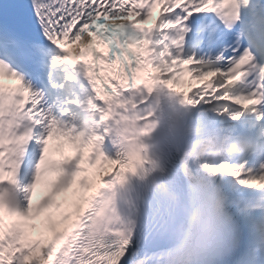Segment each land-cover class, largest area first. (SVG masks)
I'll list each match as a JSON object with an SVG mask.
<instances>
[{
    "label": "snow or ice",
    "instance_id": "snow-or-ice-1",
    "mask_svg": "<svg viewBox=\"0 0 264 264\" xmlns=\"http://www.w3.org/2000/svg\"><path fill=\"white\" fill-rule=\"evenodd\" d=\"M5 75L0 264H264V0H29ZM54 168L84 178L35 234Z\"/></svg>",
    "mask_w": 264,
    "mask_h": 264
},
{
    "label": "rangeland",
    "instance_id": "rangeland-1",
    "mask_svg": "<svg viewBox=\"0 0 264 264\" xmlns=\"http://www.w3.org/2000/svg\"><path fill=\"white\" fill-rule=\"evenodd\" d=\"M199 86V85H197ZM58 155L61 160L69 157L75 156V151L71 150L69 147L58 146ZM87 151V150H85ZM113 165L108 167L106 170H111ZM105 170V171H106ZM84 177H77L76 181L70 186H63L61 181V174L54 175L50 173L48 174L46 181L42 184H47L50 189V195L48 197V201L45 204H48L50 207V221L44 222V224L52 225L57 224L60 225L62 221V214L69 210V203L71 199L74 197L75 193L80 187V181ZM41 185V184H40ZM43 231V227L39 228V233Z\"/></svg>",
    "mask_w": 264,
    "mask_h": 264
},
{
    "label": "trees",
    "instance_id": "trees-1",
    "mask_svg": "<svg viewBox=\"0 0 264 264\" xmlns=\"http://www.w3.org/2000/svg\"><path fill=\"white\" fill-rule=\"evenodd\" d=\"M42 209V208H41ZM44 212L39 211L38 213L35 214V220H36V225L40 224L44 219H49V208H44ZM48 214V215H47Z\"/></svg>",
    "mask_w": 264,
    "mask_h": 264
},
{
    "label": "bare ground",
    "instance_id": "bare-ground-1",
    "mask_svg": "<svg viewBox=\"0 0 264 264\" xmlns=\"http://www.w3.org/2000/svg\"><path fill=\"white\" fill-rule=\"evenodd\" d=\"M75 48H68L69 51H73Z\"/></svg>",
    "mask_w": 264,
    "mask_h": 264
}]
</instances>
